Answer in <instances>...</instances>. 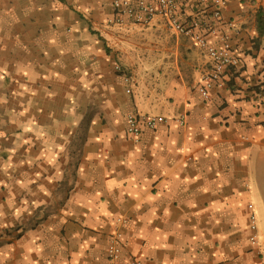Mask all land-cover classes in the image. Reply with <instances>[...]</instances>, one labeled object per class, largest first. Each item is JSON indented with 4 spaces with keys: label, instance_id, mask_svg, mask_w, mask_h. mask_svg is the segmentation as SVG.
<instances>
[{
    "label": "crops",
    "instance_id": "obj_1",
    "mask_svg": "<svg viewBox=\"0 0 264 264\" xmlns=\"http://www.w3.org/2000/svg\"><path fill=\"white\" fill-rule=\"evenodd\" d=\"M60 1L28 3L37 14L47 8L52 26L75 21L82 32L41 31L27 17L22 36L0 41V264H108L119 216L128 219L126 258L264 264L249 208L251 179L264 186V0L225 9L220 25L235 22L241 65L209 100L197 86L210 58L163 18L112 26V0ZM178 4L184 21L216 23L211 5ZM143 29L153 46L140 44ZM116 66L136 75L132 93ZM132 112L170 120L144 128L137 143L127 131Z\"/></svg>",
    "mask_w": 264,
    "mask_h": 264
},
{
    "label": "built area",
    "instance_id": "obj_2",
    "mask_svg": "<svg viewBox=\"0 0 264 264\" xmlns=\"http://www.w3.org/2000/svg\"><path fill=\"white\" fill-rule=\"evenodd\" d=\"M201 3L212 6V17L216 23L204 25L199 16H193L183 20L180 15L178 0H112L113 14L109 22L114 25H139L149 26L157 18H163L170 30L178 36L192 39L210 58V67L206 70L197 86L199 93L206 100L211 97V92L216 88L227 86L228 80L241 65V59L234 49L233 37L237 30L235 22L228 21L225 27L220 25L224 18V11L231 4L244 0H199ZM209 32L216 41L208 40L206 33ZM118 72L120 66H116ZM124 81L127 86V93H132L131 83L133 78L124 74ZM230 78V79H229ZM170 119L161 115H140L129 113L126 117L127 131L130 138L135 142H140L144 128L157 129L161 124H165ZM180 126L186 125V116L181 115L175 119ZM250 212V241L253 245H259V234L257 225V215L254 212V205H249ZM128 224V219L124 216L117 217L114 223V230L111 235L107 249L108 264H149L139 258L124 257V228Z\"/></svg>",
    "mask_w": 264,
    "mask_h": 264
},
{
    "label": "rangeland",
    "instance_id": "obj_3",
    "mask_svg": "<svg viewBox=\"0 0 264 264\" xmlns=\"http://www.w3.org/2000/svg\"><path fill=\"white\" fill-rule=\"evenodd\" d=\"M30 1L36 3V0H30ZM58 1L61 2L60 0ZM58 1L54 0V2H58ZM35 3L30 4L28 3V0H0V41H2L5 46L9 47L11 40H14L16 37L18 38L19 36H22L24 34V28L26 26L25 19L27 17H32V22L37 23L36 26H38L39 30L41 31H47L49 30V28L56 29L57 26L59 28V31L61 30L68 31V32L69 31H73V32L83 31V29H74L75 21L71 24V26H67L66 28L62 26L61 23H58L59 25L53 24L52 26L51 23L49 24L46 21L47 8L44 11L45 13L43 14V11H41L42 8L40 7V10L38 11V14H37L34 8ZM59 5L61 6V3H59ZM52 6H53V11H54L56 8L54 5ZM65 9L67 12L66 13L64 12V17L68 15L69 18H71L70 15H73L74 18L77 17L80 20V22L87 25L86 18L79 17L78 14H76V12L72 13L71 9H67V8ZM34 16L36 17V19L34 18ZM111 17H112V14L109 18H107V22L109 25L114 26L112 23L109 22V19ZM38 18L39 20H37ZM91 26L92 27L90 29V32H98V33L101 32L97 25L92 24ZM85 31H88V30H85ZM139 32H141L142 34H145L143 38L141 39L140 44L142 43L143 47L145 48L153 46L151 42L156 40L154 36L151 33L148 34L147 31L144 29L140 30ZM169 36H170L171 42L175 43L176 39L174 37H171L170 34ZM153 38L154 40H152ZM155 43H159V41H155ZM120 67H121L120 72H118L117 70H114L113 68V71L115 72V74L123 77L124 74L128 73V75L131 76L134 81H136V75L134 73H129L127 70H125L124 67L122 66ZM124 71L127 73H124ZM251 183H252V191H251L252 198L256 204L255 213L257 215V225H258V234H259L258 247H260V250H261L260 254L262 255L264 259V197H263L264 196V186L262 185V180H259L257 178L251 179Z\"/></svg>",
    "mask_w": 264,
    "mask_h": 264
},
{
    "label": "trees",
    "instance_id": "obj_4",
    "mask_svg": "<svg viewBox=\"0 0 264 264\" xmlns=\"http://www.w3.org/2000/svg\"><path fill=\"white\" fill-rule=\"evenodd\" d=\"M258 30L261 34H264V16L262 14V9H260L258 14Z\"/></svg>",
    "mask_w": 264,
    "mask_h": 264
}]
</instances>
